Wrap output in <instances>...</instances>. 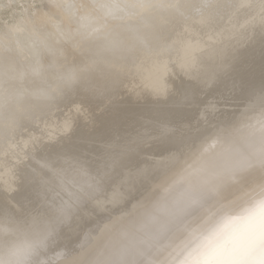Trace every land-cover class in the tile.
Segmentation results:
<instances>
[{"label":"bare ground","instance_id":"6f19581e","mask_svg":"<svg viewBox=\"0 0 264 264\" xmlns=\"http://www.w3.org/2000/svg\"><path fill=\"white\" fill-rule=\"evenodd\" d=\"M201 7L162 18L145 53L127 61L96 62L64 45L77 86L45 103H25L26 94L38 93L18 90L15 110L0 109V221H56L53 254L71 260L222 146L240 165L217 195L227 199L242 182L264 181V159L250 147L225 145L264 114V7L260 0H203ZM25 28L68 35L50 0H16L0 17V32ZM18 75L38 81L45 70L36 64ZM258 226L236 218L208 259H258L252 256L264 243V229L253 232Z\"/></svg>","mask_w":264,"mask_h":264},{"label":"clouds","instance_id":"9594fccd","mask_svg":"<svg viewBox=\"0 0 264 264\" xmlns=\"http://www.w3.org/2000/svg\"><path fill=\"white\" fill-rule=\"evenodd\" d=\"M66 37L25 28L0 32V109L15 110V94L27 89L25 103H45L79 83L76 66L64 60L63 47L71 44L90 53L96 62L127 61L145 53L158 22L183 13L202 11L203 0H50ZM264 7V0H260ZM16 0H0V17ZM40 64L41 80L19 79V72ZM251 148L264 159V114L251 117L225 140ZM239 157L222 146L199 170L175 177L152 199L88 243L80 257L53 254L56 221L21 217L0 221V264H226L210 260L216 246L235 225L251 219L264 229V181L235 186L233 195H217L220 187L239 172ZM47 255L46 260L41 257ZM246 264H264V243Z\"/></svg>","mask_w":264,"mask_h":264},{"label":"water","instance_id":"95a60500","mask_svg":"<svg viewBox=\"0 0 264 264\" xmlns=\"http://www.w3.org/2000/svg\"><path fill=\"white\" fill-rule=\"evenodd\" d=\"M261 229V226L259 225L253 232H255V231H258V230H260ZM253 232H251V233H253ZM250 233V234H251ZM250 234H247L246 236H243V234H242V236H240V237H243V238H240V239H244V238H246L247 236H249ZM231 244L232 243H228V244H226L225 246H226V250L224 249V251H228L229 250V248L231 247ZM227 247H228V249H227Z\"/></svg>","mask_w":264,"mask_h":264}]
</instances>
